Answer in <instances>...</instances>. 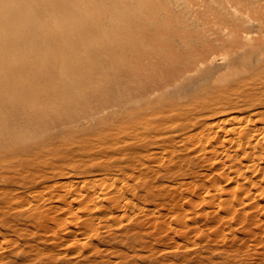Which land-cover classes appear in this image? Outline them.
<instances>
[{"label":"rangeland","instance_id":"374dc122","mask_svg":"<svg viewBox=\"0 0 264 264\" xmlns=\"http://www.w3.org/2000/svg\"><path fill=\"white\" fill-rule=\"evenodd\" d=\"M25 3L0 22V264H264V0ZM184 66L58 136L1 132Z\"/></svg>","mask_w":264,"mask_h":264},{"label":"bare ground","instance_id":"6f19581e","mask_svg":"<svg viewBox=\"0 0 264 264\" xmlns=\"http://www.w3.org/2000/svg\"><path fill=\"white\" fill-rule=\"evenodd\" d=\"M20 2L22 4H26L25 3V0H0V22L1 21H12V22H15L16 19H17V16H18V10H19V7L20 6ZM28 4L29 1H27ZM37 3V2H36ZM32 5V4H30ZM39 6V5H38ZM25 7V5H24ZM35 8V7H33ZM238 8V7H237ZM254 8V7H253ZM37 12V11H35ZM40 15V14H38ZM31 17V16H30ZM41 19V18H40ZM22 20V19H21ZM47 22V21H45ZM241 25V24H240ZM237 29V28H236ZM45 30V29H44ZM18 32V31H17ZM35 37V36H34ZM33 38V37H32ZM35 39V38H34ZM139 48V47H138ZM129 51H131V48H129ZM211 56V55H210ZM201 58V57H200ZM143 59V58H142ZM141 59V60H142ZM75 63V62H74ZM71 64L73 65L74 67H77L76 64ZM177 63V62H176ZM173 64V63H172ZM178 64V63H177ZM81 65V64H80ZM85 67H86V64H84ZM130 65V63H129ZM88 66V65H87ZM172 67V66H170ZM179 67V66H178ZM86 69V68H85ZM193 70V68H191V66H184L182 67L181 69H177V68H167V67H162V68H159V69H156L152 74H147V76H143L141 75L140 73L137 74V72H133V71H130V70H122V71H118V72H114L113 74H111V77L106 80V84L108 86V89H107V93L109 95V98H108V101H104V100H100V103L96 104L95 106H92V107H89L87 106V102H92L93 100H98L100 99V93L97 92V91H87L85 93H82L80 95V98L78 100H75L72 102V104L70 105H63L61 106L60 108L56 109V110H53L51 112H48L47 114L41 112V111H36V112H32L31 115L29 117H26L24 115H21L22 112H20V110H17L16 109V112H15V115L18 116V121H17V125L19 126V128H12V127H8L6 126L7 124H5V126H2L1 127V132L5 133V134H15L16 136L20 137L21 139L19 140H23L22 138L26 137V138H31L33 137L31 134L32 133H28V127H30L31 125H33V121H37V125L35 126V128L33 129V134H41L44 133V132H49V133H54V137L55 136H58L60 133V131H64L65 127L67 125H71V123H75L76 125L77 124H80L81 122L85 123V121H89V119H91L94 115H97V114H100V113H105V111L109 108L111 109V107L113 106H120L123 108V106L125 107L126 104L129 102L128 105H130V101L133 102L132 100H134L135 98H137L138 96H143V95H152L155 93V91L157 90H160L161 88L163 87H166L168 85H170L172 82H174L177 77L185 72H189ZM87 72V71H86ZM157 74H161V78H159L157 76ZM179 74V75H178ZM85 77V76H84ZM89 77V76H88ZM99 81V78L98 77H93L91 78V80H89L87 83H97ZM80 83V82H79ZM89 86V85H87ZM76 87V86H75ZM121 91V97L122 99L121 100H117L118 98V92ZM139 92L141 95H138L137 96V93L136 92ZM77 92V91H75ZM48 93V92H47ZM19 94V93H18ZM42 95V93H40ZM60 94V92H59ZM1 95V94H0ZM3 96V95H2ZM145 97V96H144ZM43 98V97H42ZM147 98V97H145ZM141 99V98H140ZM138 100V99H137ZM59 102V101H58ZM136 102V101H135ZM134 102V103H135ZM6 104V103H5ZM18 104V103H17ZM63 104V103H62ZM61 105V104H60ZM127 105V106H128ZM226 105V104H225ZM20 106V105H19ZM18 106V107H19ZM229 106H232V105H229ZM23 107V106H22ZM114 108V107H113ZM19 109V108H18ZM35 109V108H34ZM219 110V109H217ZM217 110L214 109V110H211V112H214V113H217ZM2 111V110H1ZM0 111V113H1ZM108 111V110H107ZM113 112V111H112ZM220 111H218L219 113ZM107 113V112H106ZM115 113V112H114ZM237 114V113H236ZM3 116V115H2ZM222 116V115H221ZM226 117V116H225ZM233 118V117H232ZM236 118V117H235ZM94 119V118H92ZM227 119V118H226ZM242 119V118H241ZM2 120V119H1ZM222 120V118L220 119ZM244 121V120H243ZM222 122V121H221ZM234 122V121H233ZM2 123V122H1ZM244 124V123H243ZM74 125V124H72ZM83 125V124H81ZM242 125V124H241ZM78 126V125H77ZM66 128H69V127H66ZM31 130V129H30ZM43 131V132H42ZM42 132V133H41ZM48 133V134H49ZM47 134V133H45ZM45 134H43L45 136ZM29 136V137H28ZM40 137V136H39ZM53 137V138H54ZM51 138V136H50ZM49 138V139H50ZM59 138V137H58ZM62 138V137H61ZM29 139H27L29 141ZM34 139V138H33ZM56 139V138H54ZM52 140V139H50ZM9 141V140H8ZM7 141V142H8ZM24 141V140H23ZM53 141V140H52ZM12 142V141H11ZM26 142V141H25ZM55 142V141H54ZM15 143V142H14ZM12 144V143H11ZM22 144V142H21ZM45 144H49V148H50V143H47L45 142ZM53 144V143H52ZM82 144V143H81ZM87 144H91V143H86ZM5 145H7V143H5ZM3 145V147L5 146ZM17 145H19L17 143ZM44 145V144H43ZM47 145H45L44 147H47ZM56 145V144H54ZM63 145V144H62ZM61 145V146H62ZM85 145V144H84ZM92 145V144H91ZM40 146V145H39ZM42 146V145H41ZM65 146V145H64ZM52 147V146H51ZM9 149L13 148V147H8ZM7 148V149H8ZM55 148V147H54ZM91 148V147H89ZM1 149V148H0ZM2 149H5L6 148H2ZM31 149V148H30ZM44 149V148H43ZM61 149L63 150V148L61 147ZM60 149V150H61ZM83 149V148H82ZM87 149V148H86ZM28 149H25L24 151L26 152ZM36 150V149H35ZM39 150V149H38ZM79 151V149H76ZM10 151V150H9ZM15 151V150H14ZM22 151V150H20ZM19 151V152H20ZM41 151H43L41 149ZM50 151V150H49ZM54 151V150H53ZM12 152V151H11ZM36 152V151H35ZM40 152V151H39ZM45 152H47V150H45ZM58 152V151H57ZM55 153V154H58V153ZM75 153H77L74 149ZM15 152L12 153V155L14 154ZM23 153V151H22ZM42 153L41 152V156H42ZM48 153V152H47ZM45 153V154H47ZM54 153V152H53ZM63 153V152H62ZM65 153V152H64ZM63 153V154H64ZM11 154V153H10ZM18 154V153H17ZM25 154H29L31 155L32 153L30 152H26ZM38 154V151L37 153ZM35 154V155H36ZM48 154H52V151L51 153L49 152ZM78 154V153H77ZM34 155V153H33ZM54 155V154H53ZM61 155V154H60ZM71 155V153H70ZM9 156V155H8ZM15 156V154H14ZM28 156V155H27ZM57 156V155H55ZM1 157V156H0ZM13 157V156H12ZM30 157V156H29ZM75 157V156H74ZM81 156H79L80 158ZM42 158V157H40ZM39 158V159H40ZM49 157H47L48 159ZM59 158V156H58ZM63 158V156H62ZM78 158V157H76ZM78 158V159H79ZM29 159V158H28ZM34 159V160H33ZM36 158L32 157L29 159V161H36V163H38L39 160H35ZM44 159V158H43ZM42 159V160H43ZM56 159V158H55ZM55 159L53 161V163L55 162ZM64 159V158H63ZM75 159V158H74ZM83 159V158H82ZM81 161L78 162V163H81L84 161ZM41 160V161H42ZM50 160V159H48ZM53 160V158L51 159ZM58 160V159H57ZM71 161V160H70ZM73 161V160H72ZM77 161V160H76ZM45 162H48L47 160L44 161ZM50 162V161H49ZM64 162V161H63ZM42 162H40L41 164ZM56 163V162H55ZM59 163V162H58ZM67 162H65L64 166L66 165ZM71 163V162H70ZM68 163V164H70ZM86 163V166L88 165L89 166V163L87 164ZM84 163V165H85ZM29 163H26V164H23L25 166H28ZM67 164V165H68ZM76 164V162L74 163ZM37 165V164H36ZM53 166L57 165V164H52ZM67 165H66V168H67ZM71 165V164H70ZM83 165V164H82ZM99 165V164H97ZM102 165V164H101ZM73 166V164H72ZM71 166V167H72ZM75 166V165H74ZM85 166V167H86ZM87 166V167H88ZM86 167V169H87ZM90 167V166H89ZM98 167V166H97ZM40 168V167H39ZM81 168V167H80ZM91 168V167H90ZM100 168V167H99ZM75 170V169H74ZM85 170V168H84ZM62 171V169H61ZM64 171V170H63ZM71 171V170H70ZM75 173V171H73ZM85 172V171H83ZM89 172V171H88ZM87 172V173H88ZM92 172V171H91ZM94 172V171H93ZM58 174H60V169H59V172H57ZM62 173V172H61ZM70 173V172H69ZM73 173V174H74ZM63 174V173H62ZM61 174V175H62ZM65 174V173H64ZM76 175H77V172H76ZM57 176V175H56ZM63 176V175H62ZM71 176V175H70ZM74 178V177H73ZM70 181V180H69ZM75 181H78L79 180H75ZM71 182V181H70ZM73 182V181H72ZM75 183V182H74ZM73 184V183H72Z\"/></svg>","mask_w":264,"mask_h":264}]
</instances>
